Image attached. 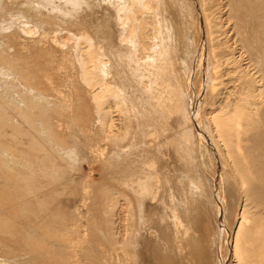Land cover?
<instances>
[{
	"label": "bare ground",
	"instance_id": "6f19581e",
	"mask_svg": "<svg viewBox=\"0 0 264 264\" xmlns=\"http://www.w3.org/2000/svg\"><path fill=\"white\" fill-rule=\"evenodd\" d=\"M229 260L264 264V0H0V264Z\"/></svg>",
	"mask_w": 264,
	"mask_h": 264
},
{
	"label": "rangeland",
	"instance_id": "374dc122",
	"mask_svg": "<svg viewBox=\"0 0 264 264\" xmlns=\"http://www.w3.org/2000/svg\"><path fill=\"white\" fill-rule=\"evenodd\" d=\"M202 22H203V20H202ZM203 33H204V39H205V27H204V24H203ZM205 42L203 41V44H204ZM214 147V146H213ZM215 148V147H214ZM216 151V150H215ZM89 170V168L86 166L85 167V172L87 173V171ZM101 178V174H100V172L98 171V172H96V174H95V179L96 180H99ZM228 264H230V260H229V262H228Z\"/></svg>",
	"mask_w": 264,
	"mask_h": 264
}]
</instances>
